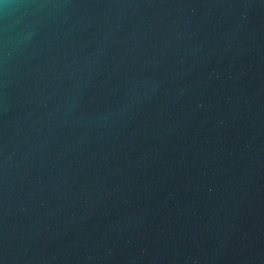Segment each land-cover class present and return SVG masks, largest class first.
I'll use <instances>...</instances> for the list:
<instances>
[{
	"label": "water",
	"instance_id": "obj_1",
	"mask_svg": "<svg viewBox=\"0 0 264 264\" xmlns=\"http://www.w3.org/2000/svg\"><path fill=\"white\" fill-rule=\"evenodd\" d=\"M0 264H264V0H0Z\"/></svg>",
	"mask_w": 264,
	"mask_h": 264
}]
</instances>
